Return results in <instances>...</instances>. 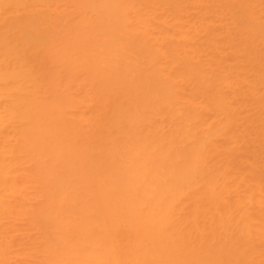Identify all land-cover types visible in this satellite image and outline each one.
Here are the masks:
<instances>
[{
    "label": "bare ground",
    "instance_id": "obj_1",
    "mask_svg": "<svg viewBox=\"0 0 264 264\" xmlns=\"http://www.w3.org/2000/svg\"><path fill=\"white\" fill-rule=\"evenodd\" d=\"M0 264H264V0H0Z\"/></svg>",
    "mask_w": 264,
    "mask_h": 264
}]
</instances>
